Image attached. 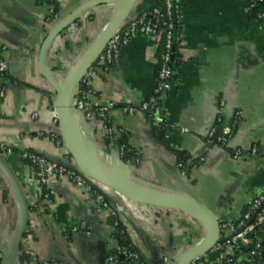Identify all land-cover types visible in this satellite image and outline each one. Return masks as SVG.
<instances>
[{
	"label": "crops",
	"instance_id": "1",
	"mask_svg": "<svg viewBox=\"0 0 264 264\" xmlns=\"http://www.w3.org/2000/svg\"><path fill=\"white\" fill-rule=\"evenodd\" d=\"M158 1L136 0L130 19ZM178 3L176 76L158 115L188 133L159 134L144 114L126 111L150 97L158 75L162 37L142 33L121 46L109 71L90 81L88 98L111 107L108 121L116 140L98 121H86L77 111L73 115L96 150L94 163L104 171L118 165L131 184L196 195L219 219L235 221L264 192V30L249 0ZM125 5L121 0H0V60L8 65L0 144L15 150L0 159V264H22L24 252L44 264H115L110 260L119 249L113 218L95 214L89 194L69 180L52 177L40 184L36 168L21 153L32 151L78 170L56 120V85L83 62ZM51 7L55 16L48 22ZM237 113L229 146L210 144L212 129ZM121 138L135 151L134 162L121 158ZM235 150L243 155L235 157ZM178 156L205 160L191 168L189 178L179 169ZM103 188L139 255L132 264H166L165 258L175 264L206 236L198 215L135 203ZM18 241L19 257L13 255Z\"/></svg>",
	"mask_w": 264,
	"mask_h": 264
},
{
	"label": "built area",
	"instance_id": "2",
	"mask_svg": "<svg viewBox=\"0 0 264 264\" xmlns=\"http://www.w3.org/2000/svg\"><path fill=\"white\" fill-rule=\"evenodd\" d=\"M262 1L263 0H249V6L252 12H256V18L264 30V9L261 7L257 8L258 4ZM162 3V7H153L150 10L142 12L141 15L136 18L128 19L119 31L115 33L96 63L88 70L86 76L82 80L81 84L86 85L87 90H82L80 84L72 93L70 105L72 111L81 112L86 121H98L100 126L106 131L108 138L112 141L116 140V135L108 121L111 107L101 106L88 98L90 81L99 73L109 71L115 63L121 46L131 42L139 33L155 38L162 35L164 37V46L160 55L156 84L150 97L137 107L130 108L126 111L131 114L137 112L144 114L153 129L165 135H167V130H178L181 133H188L186 128H178L175 125L169 124L158 115L162 102L171 91L175 80L176 62L174 59V50L180 43L182 28V16L178 0H162ZM54 16V9L51 7L50 16L47 21L50 22ZM162 19L167 20L166 28L163 32L160 29V22ZM7 72L8 65L5 61L0 60V99L6 96L4 80ZM55 113L56 120L59 122L56 110ZM239 120L240 114L237 113L235 119L229 121L223 128L222 135L218 139L216 145L223 148L229 146ZM221 124L222 123L217 124L210 132L208 137L209 143H212ZM56 141L58 144L61 143L58 137H56ZM118 150L121 158H123L125 148L120 146ZM13 153V148L0 144V154L3 155V157L11 156ZM233 154L235 157H239L243 155V152L235 150ZM251 155H257V148L251 150ZM21 157L24 161L36 168L40 184H44L48 178L52 177L60 180H69L77 188L89 194V203L95 214H107L113 219H117L118 213L112 207L108 194L99 183L84 177L75 170L51 161L32 151H23ZM204 160V157L199 158V160L196 161V165L201 164ZM179 169L182 171L183 175H185V172L182 170V165H179ZM219 220L220 238L217 244L208 255L192 264H264V192L259 194L248 205L247 209L238 220ZM116 225L117 224H115V226ZM80 228L85 229L86 226L81 225ZM121 233L125 235L124 231ZM22 252L23 250L20 248L19 254ZM119 255L124 258L121 264H132L140 261L139 255L134 248L119 247L117 254L111 255L110 260L118 264ZM165 263H169L168 258H165ZM23 264L44 263L39 261L35 254L29 253V260Z\"/></svg>",
	"mask_w": 264,
	"mask_h": 264
},
{
	"label": "water",
	"instance_id": "3",
	"mask_svg": "<svg viewBox=\"0 0 264 264\" xmlns=\"http://www.w3.org/2000/svg\"><path fill=\"white\" fill-rule=\"evenodd\" d=\"M123 1L126 2L124 9L105 27L99 40L87 57L72 71L63 84L56 85L57 95L54 101V109L59 117L63 141L78 168V170L70 169L103 186L111 188L132 202L161 209L184 210L191 215L195 214L201 217L205 223L207 232L205 238L189 250L180 260L175 262V264H192L208 255L217 244L220 238V220L217 215L196 195L189 197L177 196L158 190L141 188L138 185L129 183L122 177L124 174L123 170H120V167L115 164L111 169L105 171L101 169L93 161L96 157V150L91 148L84 140L80 124L74 118L70 107L74 90L81 84L88 70L96 63L115 33L130 19V13L136 0H121V2ZM228 122L229 120L222 122L212 140V144H217L218 139L222 135L223 128ZM0 159L4 160L1 154ZM20 244V241H18L13 251V255L17 257L20 256Z\"/></svg>",
	"mask_w": 264,
	"mask_h": 264
},
{
	"label": "trees",
	"instance_id": "4",
	"mask_svg": "<svg viewBox=\"0 0 264 264\" xmlns=\"http://www.w3.org/2000/svg\"><path fill=\"white\" fill-rule=\"evenodd\" d=\"M51 6H54V5L51 4ZM162 6H163L162 0H159L156 3V5L153 6V7H162ZM153 7H151V8H153ZM259 7L264 9V0L258 4L257 8H259ZM150 9H148V10H150ZM254 15L256 16V12L255 11L253 12V16ZM166 23H167L166 19H162L161 22H160V29H161L162 32L166 28ZM161 37H162L163 43H162V45L160 47V55H161V52H162L163 46H164V37L162 35H161ZM174 52H175L174 59H175L176 65H177V63H178V50H177V47L175 48ZM80 87L82 88V90H87L86 85L81 84ZM158 133L162 134L161 132H158ZM117 144H118L119 147L122 146V147L125 148V153L123 155V160L125 162H130V161L134 162V160H135L134 152L135 151L132 150L126 144L125 140L123 138H121V139L118 140ZM13 152H15L14 149H13ZM196 163H197L196 161H193V162L189 161V159L184 157V156H178V165H182V170L185 172V175L187 177H189V178H190V175H191L190 174L191 173V168L197 166ZM115 224H117V225L115 226ZM113 226L115 228V231L113 233V238L118 242L119 247H127L129 249H133V247H132L130 241L128 240V238L125 235H122L121 232L124 231V227L121 225V223L119 222L118 219H113ZM116 254H117V251L113 252L111 255H116ZM20 260H21L22 264L27 262L29 260V254L24 252L22 254V256L20 257ZM118 261H119L118 264H121L124 261V258L119 255L118 256Z\"/></svg>",
	"mask_w": 264,
	"mask_h": 264
}]
</instances>
